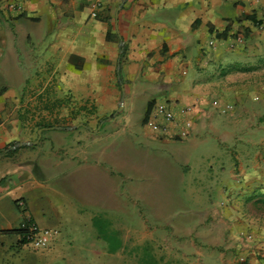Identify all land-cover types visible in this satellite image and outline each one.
<instances>
[{
	"label": "crops",
	"instance_id": "obj_1",
	"mask_svg": "<svg viewBox=\"0 0 264 264\" xmlns=\"http://www.w3.org/2000/svg\"><path fill=\"white\" fill-rule=\"evenodd\" d=\"M263 51L264 0H0V264H232L226 199L197 211L181 191L248 183L232 157L194 148L207 132L223 144L214 100L230 79L243 114L260 116L248 70ZM158 103L175 119L153 131ZM136 146L161 152L138 172ZM25 219L57 230L45 250L15 232Z\"/></svg>",
	"mask_w": 264,
	"mask_h": 264
},
{
	"label": "rangeland",
	"instance_id": "obj_2",
	"mask_svg": "<svg viewBox=\"0 0 264 264\" xmlns=\"http://www.w3.org/2000/svg\"><path fill=\"white\" fill-rule=\"evenodd\" d=\"M232 68L229 69L231 71L227 73L229 76L235 75V66ZM249 68L252 69L248 71H256L252 72L251 75L255 80L259 81V84H256L255 88V92H257L258 96L254 101H256L255 109L260 112V116L253 117L249 112L243 114V108L237 98V95L240 94V92H238L239 85L236 80L230 79L226 86V90L223 92L221 91L224 96L223 100L225 101L222 102L221 98L219 99L220 101L218 99L214 100L217 102L214 106L222 113L215 119L217 125L222 126V130L228 131L224 139H222L224 140L222 141L224 146L223 144L221 145L220 141L215 139L211 133L207 132L206 135L209 140L205 145H200L201 147L196 145L194 148L195 152L207 151L211 155H214L215 157H210L212 158V163L214 162L215 164H219V160L232 157L233 163L235 164L234 172L239 176H243L241 172L244 170V178H250L248 179V183H245L243 188L241 186H234V191L231 192L228 197L210 196L209 192L207 194L205 193V195L200 188L194 192V195L191 189L190 193H188L189 188L187 184L184 189L185 192L181 191L183 199L187 202L192 199H197V204L193 205L190 203L191 208L197 211L205 208V199L214 202V205L216 201L220 202V198H222V200L226 199L225 201H227V204L223 206L222 210L227 211L229 220L227 228L223 229V233L228 232V235L227 240L223 242L221 247L223 250L227 249L229 252L232 264H264V51L262 52L261 60ZM224 82H222V86H224ZM55 122L56 121H54V123ZM80 133L84 136L87 135L85 130H81ZM73 138V135L70 134V137H66L64 142L72 144L74 141ZM138 150L142 152L140 156L138 155ZM147 150V147L141 146H136L132 149L131 159L133 160L129 163V166L132 167L133 171H140L141 166L146 165V162L142 161L147 159L153 161L155 157L161 153L155 152L157 150L155 148L150 149L152 152H155V157H148L147 154L142 155ZM157 161L149 162L150 166L154 169L159 168L160 162ZM256 162H258L257 166ZM200 166V164L195 166L194 173L197 172L204 176L205 172ZM159 172H161V170ZM166 182L171 183V181L166 178H164L163 181L161 180L163 185H165ZM120 184L123 192L121 200H125L127 198L125 190L128 189L126 179L122 177ZM147 184L151 186L153 181L148 180ZM255 188H257V190L254 192ZM70 198L74 201L71 202L73 204L79 199L77 196ZM88 198L90 205L98 206L103 203L105 196L95 199L94 197ZM116 204L119 206L121 202L116 200ZM180 212H182L178 214L180 217L185 215L194 218L195 215L194 212L185 213L182 210H180ZM206 216L207 215H204L203 218H206ZM31 246L33 247V245ZM71 248V245H65L66 250ZM45 249L46 248L37 250Z\"/></svg>",
	"mask_w": 264,
	"mask_h": 264
},
{
	"label": "built area",
	"instance_id": "obj_3",
	"mask_svg": "<svg viewBox=\"0 0 264 264\" xmlns=\"http://www.w3.org/2000/svg\"><path fill=\"white\" fill-rule=\"evenodd\" d=\"M10 6L15 5L10 4ZM93 14L96 15V12ZM215 104H217L216 101ZM160 119H163L164 122ZM174 119L175 115L172 109L166 103H158L153 115L148 117L147 124L153 131H159L166 129L168 123L173 122ZM19 228L27 231V239L36 249L48 247L55 234H57L55 229L38 227L32 219H25Z\"/></svg>",
	"mask_w": 264,
	"mask_h": 264
},
{
	"label": "trees",
	"instance_id": "obj_4",
	"mask_svg": "<svg viewBox=\"0 0 264 264\" xmlns=\"http://www.w3.org/2000/svg\"><path fill=\"white\" fill-rule=\"evenodd\" d=\"M56 124H59V121H56L55 123H48V124H44V125H42L41 127H43V126H52V125H56ZM15 232L16 233H19V234H21L22 236H23V238H24V240H23V242H26L28 239H27V231L26 230H24V229H21V228H17L16 230H15Z\"/></svg>",
	"mask_w": 264,
	"mask_h": 264
},
{
	"label": "water",
	"instance_id": "obj_5",
	"mask_svg": "<svg viewBox=\"0 0 264 264\" xmlns=\"http://www.w3.org/2000/svg\"><path fill=\"white\" fill-rule=\"evenodd\" d=\"M80 125H83V124H80ZM41 133H42V130L39 131V138L41 137ZM37 142H38V140L35 141V143H37ZM22 144H23V143H22ZM22 144H21V145H22Z\"/></svg>",
	"mask_w": 264,
	"mask_h": 264
}]
</instances>
